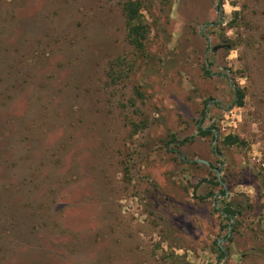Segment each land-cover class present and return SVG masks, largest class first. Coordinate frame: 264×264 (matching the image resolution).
Wrapping results in <instances>:
<instances>
[{
	"label": "rangeland",
	"instance_id": "1",
	"mask_svg": "<svg viewBox=\"0 0 264 264\" xmlns=\"http://www.w3.org/2000/svg\"><path fill=\"white\" fill-rule=\"evenodd\" d=\"M128 1L0 0V264H264V0Z\"/></svg>",
	"mask_w": 264,
	"mask_h": 264
},
{
	"label": "trees",
	"instance_id": "2",
	"mask_svg": "<svg viewBox=\"0 0 264 264\" xmlns=\"http://www.w3.org/2000/svg\"><path fill=\"white\" fill-rule=\"evenodd\" d=\"M224 1V0H221ZM141 5L138 1H128L124 4V14L126 18L127 24V37L130 43L133 45L134 48L143 50L145 46V40L147 37V26L141 21V13H140ZM207 74H210L207 71ZM243 96L242 93H239ZM200 134L203 136H207L211 133V129H204L203 127H199ZM225 214L231 219L234 215V211L230 208L225 209ZM224 256V253L222 254ZM222 258V257H221Z\"/></svg>",
	"mask_w": 264,
	"mask_h": 264
}]
</instances>
